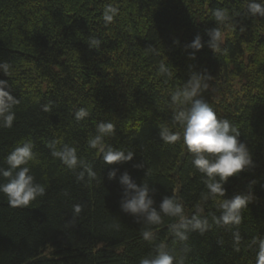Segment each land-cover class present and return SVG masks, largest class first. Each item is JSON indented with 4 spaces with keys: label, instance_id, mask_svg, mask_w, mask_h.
<instances>
[{
    "label": "trees",
    "instance_id": "trees-1",
    "mask_svg": "<svg viewBox=\"0 0 264 264\" xmlns=\"http://www.w3.org/2000/svg\"><path fill=\"white\" fill-rule=\"evenodd\" d=\"M249 2L0 0V63L9 64L0 80L19 99L12 127L0 123V168L9 167L6 158L18 145L31 142L34 159L21 167L45 188L26 207L10 206L0 192V264H140L160 244L183 264H256L252 240L264 239V17L252 16ZM109 4L118 14L105 23ZM216 9L226 10L225 23H216ZM215 27L223 34L217 53L207 46V30ZM197 35L205 45L190 58L194 50L186 45ZM93 40L99 43L91 47ZM161 63L171 76L159 73ZM192 71H206L209 86L201 96L240 130L252 153L254 167L229 177L224 197L210 196L207 177L193 166L183 129L172 119L171 93ZM80 109L88 115L77 120ZM101 121L115 125L104 148L133 151L132 161L108 165L100 146H89ZM163 126L178 135L175 143L160 138ZM65 145L92 166L94 179L85 172L78 180L82 167L70 169L53 156ZM141 162L144 168L133 167ZM111 168L119 169L114 180ZM124 171L155 189L157 209L165 196L174 197L186 218H206L208 229L189 231L181 241L172 230L179 217L137 222L120 206ZM7 182L0 175V184ZM250 190L254 199L242 209L241 223L217 224L219 202ZM144 230L153 233L150 241Z\"/></svg>",
    "mask_w": 264,
    "mask_h": 264
},
{
    "label": "clouds",
    "instance_id": "clouds-1",
    "mask_svg": "<svg viewBox=\"0 0 264 264\" xmlns=\"http://www.w3.org/2000/svg\"><path fill=\"white\" fill-rule=\"evenodd\" d=\"M248 12L252 16L264 17V0H250L247 6ZM118 14V9L111 4L107 5L103 12L105 23H111ZM217 24L225 23L229 17L224 9H216L213 13ZM210 39L207 46L215 53L220 51L223 43V34L218 27L207 30ZM93 40L92 45L98 44ZM176 43H179L177 40ZM205 45L202 37L197 35L186 48L194 51L189 53L190 58H195L196 51L201 50ZM151 51H156L154 47ZM0 70L8 75V62L0 63ZM159 73L171 76L169 68L161 63ZM209 76L205 72L192 71L190 78L182 88H177L171 93L170 107L172 108L173 122L179 123L183 129V142L188 151L192 154L193 166L205 177L206 187L211 197H224L229 177L238 175L246 169L254 167L252 153L247 144L240 140V130L228 119L218 118L215 110L201 96V92L208 88ZM19 103L10 90L7 80H0V123L3 127H12L15 120V113L12 110L14 105ZM44 110L49 111L50 105H44ZM88 115L85 109L76 112L77 120H81ZM97 135L89 140V146L96 148L100 146L103 153V161L108 165L118 162L132 161L135 153L114 149L108 146L106 149L102 143L103 138L115 133V125L112 122L101 121L96 125ZM160 138L168 144H173L178 140V135L171 131L167 126L160 129ZM34 145L31 142H25L18 145L11 151L6 163L7 169L0 168V175L8 178V182L0 184V192L7 196L10 206H28L37 196L45 193L42 185L34 183V177L30 175L26 165L34 159ZM53 156L60 158L70 169L82 167L78 180H83L85 172L89 180L95 178L96 173L90 164L83 159L78 158L74 147L65 145L62 150H54ZM134 168H144V163H136ZM119 169L111 168L108 172V178L114 180L117 177ZM148 173H146L147 175ZM219 177V180H217ZM119 183L123 188V194L120 201L121 209L125 213H130L140 222L141 218L148 224L158 225L161 223L162 216L179 217L178 223L172 225L176 237L181 241L188 239V232L199 230L203 234L209 227L208 220L199 215H193L190 219L183 213V206L174 198L165 196L155 207V200L152 193L155 189L147 184H137L128 171H124L119 176ZM253 183H255L253 181ZM254 199V193L250 190L246 193L237 194L231 198H225L219 202L218 207L221 210L219 217H214L217 224L221 225H239L241 223L242 209L246 208ZM81 207L74 206V214H79ZM142 236L145 240H151L153 233L150 230H144ZM241 237L238 231L234 233V240L239 244ZM253 245L258 244L256 264H264V239L252 240ZM237 250L239 248L237 247ZM183 264V257H176L170 253L163 244L156 247L155 254L141 259L140 264Z\"/></svg>",
    "mask_w": 264,
    "mask_h": 264
}]
</instances>
